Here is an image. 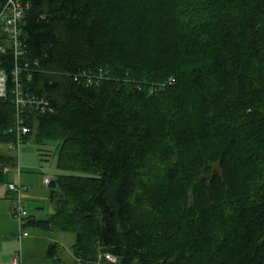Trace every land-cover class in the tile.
Masks as SVG:
<instances>
[{
	"label": "trees",
	"instance_id": "16d2710c",
	"mask_svg": "<svg viewBox=\"0 0 264 264\" xmlns=\"http://www.w3.org/2000/svg\"><path fill=\"white\" fill-rule=\"evenodd\" d=\"M22 1L24 87L51 107L25 140L60 170L27 227L75 234L53 264H264V0ZM16 120L10 93L0 144ZM16 164L0 149V185Z\"/></svg>",
	"mask_w": 264,
	"mask_h": 264
},
{
	"label": "built area",
	"instance_id": "2783aa9c",
	"mask_svg": "<svg viewBox=\"0 0 264 264\" xmlns=\"http://www.w3.org/2000/svg\"><path fill=\"white\" fill-rule=\"evenodd\" d=\"M29 3L22 0H7L0 11V52L6 53L8 47L12 49L15 57V64L11 71L7 69L5 59H0V99L13 95V101L17 110L16 125L10 128L11 132L17 133L16 146L25 141V135L31 131L30 125L26 122L25 113L28 109L35 108L42 112L51 109L49 100L45 96L28 90L24 87V76L22 73L28 71L27 77L30 78L29 71L31 62L29 60H20L26 54L24 40L22 37L21 22L25 15ZM37 65L38 62H36ZM11 168L6 167L5 171ZM18 181H9L6 186L15 194L13 199L12 216L18 223L17 241L20 248L12 256L13 264L23 263V241L29 236L27 230L28 210L25 208L23 194L28 190V186L20 180V169L18 170ZM52 181L51 177H46L45 182L49 185ZM113 259L112 256H109Z\"/></svg>",
	"mask_w": 264,
	"mask_h": 264
},
{
	"label": "rangeland",
	"instance_id": "374dc122",
	"mask_svg": "<svg viewBox=\"0 0 264 264\" xmlns=\"http://www.w3.org/2000/svg\"><path fill=\"white\" fill-rule=\"evenodd\" d=\"M0 149L14 155L18 161L17 168L7 172L8 178H14L18 181L17 172L20 169L21 182L25 185L29 184V190L25 193L27 196L24 199L29 215L31 212L29 210H32L34 214L42 218L47 217L54 210V206L50 199L51 188L45 182V178L55 177L60 172L56 166L55 142L46 144L43 149H40L33 140H25L19 146H16L15 143L0 144ZM25 175H27V181L24 178ZM15 228L16 232H18L17 221ZM27 230L29 231V236L23 241L24 264H53L47 253L50 243L53 241L58 242L63 245L66 250L65 253L69 254L70 247L75 241L73 232L51 231L29 225ZM38 234L44 239H40L38 243H33V235L36 236ZM7 238L10 239L9 237ZM7 238L6 240L10 242ZM27 243L32 244L29 245L26 251Z\"/></svg>",
	"mask_w": 264,
	"mask_h": 264
},
{
	"label": "crops",
	"instance_id": "0c3cea01",
	"mask_svg": "<svg viewBox=\"0 0 264 264\" xmlns=\"http://www.w3.org/2000/svg\"><path fill=\"white\" fill-rule=\"evenodd\" d=\"M17 164H18V161H17ZM17 164H16V166H14L11 169V171L15 170L17 168ZM17 178H19L18 173H17ZM24 178L26 180L27 175H25ZM20 180H21V172H20ZM9 181H17V180H15L14 178H9ZM6 184L7 183H5L4 185H0V264H13L12 263V256L20 248V243L17 241V237H16L17 236V232H16V228H15L16 221H15V218L11 214L13 194L8 190ZM27 185H28V190H29V184L27 183ZM24 196H27V194ZM29 211H31L30 212L31 216H35L37 218H42L41 216L34 214L32 212V210H29ZM10 230H12V231H10ZM7 237H9L10 239H8ZM6 238L10 242H8L6 240ZM40 239L43 240L44 237H41L40 234H38L36 236L33 235V243L34 242L38 243L40 241ZM30 244H32V243H30ZM30 244H28V246L26 247V251L28 250ZM7 247H9V249H7ZM22 247H23V245H22ZM24 262H25V256L23 255V263L22 264H24Z\"/></svg>",
	"mask_w": 264,
	"mask_h": 264
},
{
	"label": "bare ground",
	"instance_id": "6f19581e",
	"mask_svg": "<svg viewBox=\"0 0 264 264\" xmlns=\"http://www.w3.org/2000/svg\"><path fill=\"white\" fill-rule=\"evenodd\" d=\"M110 256H112V255H110ZM113 257V259L115 260V257L114 256H112Z\"/></svg>",
	"mask_w": 264,
	"mask_h": 264
}]
</instances>
